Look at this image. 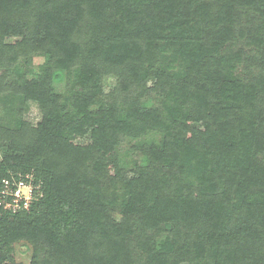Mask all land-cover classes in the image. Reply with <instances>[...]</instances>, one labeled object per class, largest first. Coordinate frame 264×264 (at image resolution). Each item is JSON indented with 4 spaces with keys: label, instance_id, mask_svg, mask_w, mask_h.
Returning a JSON list of instances; mask_svg holds the SVG:
<instances>
[{
    "label": "trees",
    "instance_id": "1",
    "mask_svg": "<svg viewBox=\"0 0 264 264\" xmlns=\"http://www.w3.org/2000/svg\"><path fill=\"white\" fill-rule=\"evenodd\" d=\"M28 175L0 264H264V0H0V191Z\"/></svg>",
    "mask_w": 264,
    "mask_h": 264
},
{
    "label": "built area",
    "instance_id": "2",
    "mask_svg": "<svg viewBox=\"0 0 264 264\" xmlns=\"http://www.w3.org/2000/svg\"><path fill=\"white\" fill-rule=\"evenodd\" d=\"M2 184L4 188L0 191V207L12 213L27 211L35 200V194L42 197L39 188L32 185L29 175L24 179L11 177L3 180Z\"/></svg>",
    "mask_w": 264,
    "mask_h": 264
},
{
    "label": "rangeland",
    "instance_id": "3",
    "mask_svg": "<svg viewBox=\"0 0 264 264\" xmlns=\"http://www.w3.org/2000/svg\"><path fill=\"white\" fill-rule=\"evenodd\" d=\"M42 63V59L40 58H34L32 61V68L37 71V67ZM113 83V81L109 80L106 83V91L110 87V85ZM59 91H64V85H60ZM40 119V116L37 112V110L32 107L28 116L26 115V120L29 121L30 123H37ZM133 145V142L126 141L124 145L122 146V149H127L130 148V146ZM14 257L18 263L22 264H29L30 258H31V248L26 244V243H19L14 246Z\"/></svg>",
    "mask_w": 264,
    "mask_h": 264
}]
</instances>
